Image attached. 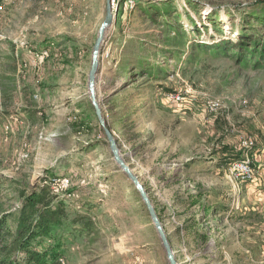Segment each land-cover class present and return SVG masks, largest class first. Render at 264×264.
<instances>
[{
	"label": "rangeland",
	"instance_id": "obj_1",
	"mask_svg": "<svg viewBox=\"0 0 264 264\" xmlns=\"http://www.w3.org/2000/svg\"><path fill=\"white\" fill-rule=\"evenodd\" d=\"M125 1L99 51L95 101L176 264H264V42L253 43L264 40V10H251L255 0ZM105 5L0 0L1 209L16 213L19 193L49 182L69 209L38 243L59 247L56 264H169L88 93ZM173 91L181 103L166 98ZM246 138L248 181L221 161Z\"/></svg>",
	"mask_w": 264,
	"mask_h": 264
},
{
	"label": "trees",
	"instance_id": "obj_2",
	"mask_svg": "<svg viewBox=\"0 0 264 264\" xmlns=\"http://www.w3.org/2000/svg\"><path fill=\"white\" fill-rule=\"evenodd\" d=\"M262 8L264 0H255L251 10L263 11ZM262 17L260 15V19ZM258 42L263 43L264 40L255 39L253 43ZM228 149V145L222 146L224 153ZM240 155L236 153L230 159L222 158L221 161L230 163V160L239 159ZM19 200L16 213L3 211L0 204V264H56L55 260L62 254L59 247L39 249L38 243L54 229L62 228L68 220L67 204L58 199L54 184L49 182L37 186L30 193H19ZM81 214L76 213L72 220L74 224L84 218ZM88 224L85 222L86 226Z\"/></svg>",
	"mask_w": 264,
	"mask_h": 264
},
{
	"label": "water",
	"instance_id": "obj_3",
	"mask_svg": "<svg viewBox=\"0 0 264 264\" xmlns=\"http://www.w3.org/2000/svg\"><path fill=\"white\" fill-rule=\"evenodd\" d=\"M115 18V15L112 11L111 7V0H106V5H105V16L100 23L97 31V37L95 39L94 45L92 47V53H91V64H90V69L88 72V80H87V87H88V93L89 97L91 100V103L95 109V114L98 118V121L100 125L104 129V133L106 135V139L109 144V149L113 155V158L115 162L118 164L120 169L123 171V173L132 181L135 189L140 195V198L145 205L148 214L150 216V219L154 225V228L156 230V233L158 234L161 244L165 250L166 257L168 260L169 264H176L175 262V257L172 251V248L169 244L168 237L163 229L162 223L160 222L156 211L154 210L152 203L145 191L144 185L140 182L138 177L130 170L128 164L123 160V158L119 155L117 151V146L115 139L113 137V133L105 126V122L103 121L101 117V111L100 108L95 101V85H96V80H97V70H98V56H99V51L102 46V43L104 41L105 33L109 26L112 24L113 20Z\"/></svg>",
	"mask_w": 264,
	"mask_h": 264
},
{
	"label": "built area",
	"instance_id": "obj_4",
	"mask_svg": "<svg viewBox=\"0 0 264 264\" xmlns=\"http://www.w3.org/2000/svg\"><path fill=\"white\" fill-rule=\"evenodd\" d=\"M119 1L120 0H111V7L112 11L117 10V6H119ZM126 6L129 8H132L134 6V1L133 0H126L125 1ZM46 55V52H41L40 57L41 59ZM35 59H33V63L36 62V58L39 57L38 55L34 56ZM166 98L170 100L171 102L174 103H181L183 100V96L180 92L178 91H173L169 92L166 94ZM210 107V110H215L217 108V103L216 102H211L209 101L207 103ZM8 127H6L7 129ZM254 147V141L250 138H246L242 141V144L240 145V150H241V158L237 159L231 163H229L227 167V172L230 177L237 179V180H244L248 181L253 178V169L251 168V160L249 157L248 151L250 149H253Z\"/></svg>",
	"mask_w": 264,
	"mask_h": 264
},
{
	"label": "bare ground",
	"instance_id": "obj_5",
	"mask_svg": "<svg viewBox=\"0 0 264 264\" xmlns=\"http://www.w3.org/2000/svg\"><path fill=\"white\" fill-rule=\"evenodd\" d=\"M95 88H96V85H95Z\"/></svg>",
	"mask_w": 264,
	"mask_h": 264
},
{
	"label": "crops",
	"instance_id": "obj_6",
	"mask_svg": "<svg viewBox=\"0 0 264 264\" xmlns=\"http://www.w3.org/2000/svg\"><path fill=\"white\" fill-rule=\"evenodd\" d=\"M257 262V261H256Z\"/></svg>",
	"mask_w": 264,
	"mask_h": 264
}]
</instances>
